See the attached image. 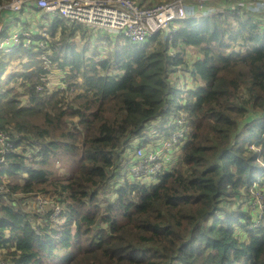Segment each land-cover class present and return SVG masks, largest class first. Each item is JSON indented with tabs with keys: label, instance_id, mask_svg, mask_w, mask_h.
<instances>
[{
	"label": "trees",
	"instance_id": "trees-1",
	"mask_svg": "<svg viewBox=\"0 0 264 264\" xmlns=\"http://www.w3.org/2000/svg\"><path fill=\"white\" fill-rule=\"evenodd\" d=\"M239 12L188 17L140 44L118 35L112 45L60 17L26 27L47 45L13 48L26 69L0 74V129L12 142L0 166L1 261L264 264V225L239 205L225 209L264 171V14ZM75 32L88 37L70 43ZM97 39L110 46L104 57ZM49 71L62 79L51 90ZM179 72L196 87L178 83ZM181 114L188 133L172 167L154 183L129 178L134 147ZM38 194L64 222L31 204Z\"/></svg>",
	"mask_w": 264,
	"mask_h": 264
},
{
	"label": "built area",
	"instance_id": "built-area-1",
	"mask_svg": "<svg viewBox=\"0 0 264 264\" xmlns=\"http://www.w3.org/2000/svg\"><path fill=\"white\" fill-rule=\"evenodd\" d=\"M191 1L187 3L190 6L186 7L184 0H168V2L154 6H142L137 0H9L0 5V52H9L19 45L29 46V43L33 41L30 33L25 30L19 32L11 30L5 33V24L2 22L4 14L17 13L24 5L34 8L45 17L51 19L60 17L67 22L84 24L100 36L103 32L115 37L120 35L134 44L147 41L158 31L175 30L176 25L188 17L214 15L224 10L240 11V8L248 9L255 5L264 10V0ZM227 4L230 5L227 6ZM13 17L10 18V23L14 22ZM262 27L264 28V21ZM167 35H169L168 42L170 43L172 36L168 33ZM46 45V41L40 42L41 48L45 49ZM169 53L173 55V50L171 49ZM171 125H176L177 128L172 130ZM187 133L188 126L182 114L178 117L170 116L169 122H164L159 131L150 135L149 142L144 147H134L130 153L128 177H136L144 183L159 181L161 175L177 160V152L181 142L186 140ZM11 147L10 136L0 129V166L5 162V155ZM251 148L252 145H245L246 150ZM263 180L264 176H259L251 190L264 193ZM0 189H2L1 185ZM42 196L38 194L35 198ZM262 203L264 205V200ZM247 205L249 206V201ZM55 206L58 207L57 214L61 211V207L57 204ZM257 217L259 218L260 215L258 214ZM252 223L254 226L259 225L254 221ZM0 264L9 263L0 260Z\"/></svg>",
	"mask_w": 264,
	"mask_h": 264
},
{
	"label": "rangeland",
	"instance_id": "rangeland-1",
	"mask_svg": "<svg viewBox=\"0 0 264 264\" xmlns=\"http://www.w3.org/2000/svg\"><path fill=\"white\" fill-rule=\"evenodd\" d=\"M137 1L141 2V4L144 6H154L156 4L163 3V2L156 1V0H137ZM184 1L186 3V0H184ZM228 5H230V4H227V6ZM188 6H190V5H187V3H186V7H188ZM187 11L189 13V10H187ZM227 11H229L231 14L239 12V10L238 11L227 10ZM210 14H212V13H210ZM238 14H240V12ZM263 14H264V10H263ZM12 16H15L17 20H16V22L9 23V26L12 29V31L15 30L18 32L21 31V29L27 31L26 27H31L35 32H37V31L41 30L42 27H44L47 24V22H48L47 20H52L51 18H48V17H42L39 13L35 12L34 8H30L27 5H24L23 8L20 11H18L17 13L8 14L9 18H11ZM2 22L4 24L6 23V21L4 22L3 19H2ZM78 24H80V23H78ZM82 25H84V24H82ZM82 28H84V27H82ZM86 33H88V32H86ZM89 33H95L96 38H99V39L103 38V36L98 35L92 29H89ZM87 37L88 36L86 35L84 38H82L81 34H79L78 32H75L74 35L71 36V38H69L68 41L70 43H79L81 40H83ZM107 38L113 39V40H111L112 45H114V42H118L117 39H114L116 37L112 34H107L105 36L104 40H107ZM31 39L33 41L29 44H35L37 42L34 37H31ZM99 39H97L96 43L98 45H96V46H98V50L102 51L101 57H104L105 51L107 49H109L110 46H109L107 41L103 40V42L101 43V41ZM41 41L42 40H38V42L36 44L39 48H41L40 47ZM83 42H88V41L84 40L81 43H83ZM88 43L91 47H93L95 45V44H91L90 42H88ZM26 45L27 44H25L24 46H26ZM37 49L38 48H36V49L33 48V50H35V51ZM2 53H3V55H2L3 57L2 58L0 57V68L2 67V70H0L1 78H9V76L11 74L20 73L26 69L23 66V64L25 62H27L29 60V58H25L26 57L25 53H23L22 51H19L17 56H15L16 51H11V52L7 53L6 55L4 52H0V55ZM43 55L45 56L46 54H43ZM195 57H196V54H193V55L187 56L186 59L189 62H191ZM171 76H172V74H171ZM175 77H176L178 83H181L182 79H185L186 87H193V88L196 87V84L192 80L187 78V74L184 75L182 72H179V73L175 74ZM13 78L15 80L10 81L9 82L10 85L18 87L19 83L21 81V77L19 75H15ZM43 80L49 84L50 90L55 87V84H62V79L59 78L58 74H56L55 71H49L47 77L44 78ZM63 86H64V83H63ZM20 135L21 134H19V136ZM252 148H254V147L252 146ZM16 151H19V149H17ZM258 153H259V151L256 150V155ZM129 156L131 157V155H129ZM121 162H122L121 164H123L126 162V160L124 159ZM128 167H129V165H128ZM123 175H126V174H123ZM261 176H264V173H262ZM117 179L120 182H123V180H124L123 176H121V175H119ZM262 182L264 183V180ZM2 189H3V187H2ZM2 189H0V190H2ZM263 194L264 193L259 191V190H255V191L249 190L247 193H245V191H243L240 196H237L235 198V203H233V201L227 202L225 209H227V211H233V209H229V208L237 207L239 205L240 209L245 210V212H247V214L250 215V219L252 221H254L255 224H257V225L263 224L264 225V205L262 203V201L264 200ZM242 195H244L249 200V206L247 205V202H244L243 205H241L240 199H241ZM52 200H53L52 197L49 196L48 194H46L45 196H42L40 198L37 197L35 199H33V198L30 199L31 204L33 206L36 205L39 211H47L50 207H53V215L52 216L55 218V220H54L55 224H56V222L62 223V222H64V220L66 218V214L61 213V211L56 214V211H58V207L55 206V204L53 203ZM258 214L260 215L259 218L257 217ZM251 224L254 226V223L251 222ZM237 228L238 227H236L235 230H238ZM236 235L238 237H240V232L236 233ZM2 250H4V251H2ZM2 250H1L2 253L6 252L5 249H2Z\"/></svg>",
	"mask_w": 264,
	"mask_h": 264
},
{
	"label": "crops",
	"instance_id": "crops-1",
	"mask_svg": "<svg viewBox=\"0 0 264 264\" xmlns=\"http://www.w3.org/2000/svg\"><path fill=\"white\" fill-rule=\"evenodd\" d=\"M244 10H249V11H251L252 15H253L254 17H256V18H257V17H260V15L263 14V9L260 8V6H256V5H255V6H252L251 8L244 9ZM197 12H198V11H197ZM197 12H196V14H197ZM3 21H4V22L6 21L5 26H6V27L8 26L9 31H11V28H10V26H9L10 18L8 17L7 13L3 15Z\"/></svg>",
	"mask_w": 264,
	"mask_h": 264
},
{
	"label": "bare ground",
	"instance_id": "bare-ground-1",
	"mask_svg": "<svg viewBox=\"0 0 264 264\" xmlns=\"http://www.w3.org/2000/svg\"><path fill=\"white\" fill-rule=\"evenodd\" d=\"M150 3H151V2H150ZM26 8H27V7H26ZM187 21H189V20H187ZM205 22H206V21H205ZM186 23H187V22H186ZM201 24H202V23H201ZM174 39H175V38H174ZM172 41H173V40H172ZM179 53H180V52H179ZM179 53H178V54H179ZM169 62H170V60H169ZM238 78H239V77H238ZM238 78H237V79H238ZM237 79H236V80H237ZM240 79H241V78H240ZM237 84H238V83H237ZM178 90H179V89H178ZM242 92H243V91H242Z\"/></svg>",
	"mask_w": 264,
	"mask_h": 264
},
{
	"label": "clouds",
	"instance_id": "clouds-1",
	"mask_svg": "<svg viewBox=\"0 0 264 264\" xmlns=\"http://www.w3.org/2000/svg\"><path fill=\"white\" fill-rule=\"evenodd\" d=\"M261 174H262V173H261ZM261 174H259V176H261ZM259 176H258V177H259Z\"/></svg>",
	"mask_w": 264,
	"mask_h": 264
}]
</instances>
